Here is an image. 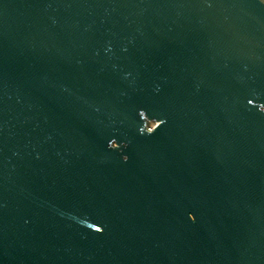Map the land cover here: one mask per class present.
I'll use <instances>...</instances> for the list:
<instances>
[{
	"label": "water",
	"instance_id": "obj_1",
	"mask_svg": "<svg viewBox=\"0 0 264 264\" xmlns=\"http://www.w3.org/2000/svg\"><path fill=\"white\" fill-rule=\"evenodd\" d=\"M0 264H264V0H0Z\"/></svg>",
	"mask_w": 264,
	"mask_h": 264
}]
</instances>
